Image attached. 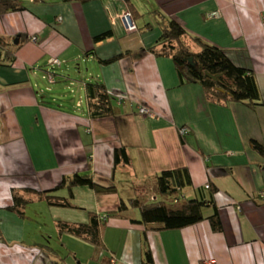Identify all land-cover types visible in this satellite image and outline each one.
Wrapping results in <instances>:
<instances>
[{
    "label": "crops",
    "instance_id": "crops-1",
    "mask_svg": "<svg viewBox=\"0 0 264 264\" xmlns=\"http://www.w3.org/2000/svg\"><path fill=\"white\" fill-rule=\"evenodd\" d=\"M22 1L27 8L0 11V34L19 46L14 63L0 64V264H106L104 256L112 264H143L148 244L156 264H264V154L251 141L264 143V104L215 102L202 84L184 81L171 55L151 48L162 33V14L174 17L253 68L264 95V0H134V29L124 23L131 10L125 0ZM109 29L111 37L96 41ZM122 52L111 63L100 60ZM82 61L89 75L78 85L67 69L78 63L82 73ZM91 77L125 98L120 112L91 117L86 95L55 91L65 82L67 90L86 94L84 78ZM183 125L191 128L186 142ZM121 145L134 163L115 173ZM182 165L193 175L187 195L213 193L206 213L219 210L223 230L207 218L149 230L145 240V224L111 216L102 257L92 241L61 231V220L88 222L90 211L107 214L127 193L151 197L157 173ZM76 171L94 172L121 189H92L88 206L78 202L77 186L79 206L35 199L23 213L10 207L15 188H54ZM126 172L135 178L134 191L125 186ZM58 192L70 196L67 188Z\"/></svg>",
    "mask_w": 264,
    "mask_h": 264
},
{
    "label": "trees",
    "instance_id": "trees-1",
    "mask_svg": "<svg viewBox=\"0 0 264 264\" xmlns=\"http://www.w3.org/2000/svg\"><path fill=\"white\" fill-rule=\"evenodd\" d=\"M88 1V0H81ZM130 7V12L135 18L136 5L134 0H125ZM27 5L22 0H0V11L22 10ZM162 33L157 42L151 48L158 54L171 55L183 75L186 82H198L204 86L207 97L215 102L227 104L231 102H243L250 105L264 104V95L258 79L257 72L248 66L236 63L229 55L226 48L204 40L202 37L190 32L181 22L171 16L162 14ZM134 29V28H133ZM113 30L109 29L97 36L96 41L111 37ZM198 44V45H196ZM12 45V46H11ZM0 64H12L17 58L19 46L8 41L0 34ZM94 48L86 53H94ZM122 53L107 58H100L103 64L111 63L122 56ZM194 56L199 66L191 63ZM208 72L219 75L218 78L210 76ZM88 112L91 117H102L117 114L125 103L124 97L112 93L103 79L84 78ZM187 127V131L182 128ZM191 132L187 125L181 127L183 141ZM252 144L264 154V143L252 139ZM115 168L120 165L133 164V156L128 147L121 145L115 149ZM125 186L134 191L135 178L129 172L124 175ZM79 185H89L98 190L121 189L118 185L109 184L95 176L94 172L76 171L63 176L61 182L54 188H15L12 209L23 213L29 202L35 199H44L51 205L79 206L74 200L75 188ZM124 186V185H123ZM194 186L193 175L188 165L164 168L156 175V196L148 199L137 194L125 195L121 204L111 209L107 214L90 211L88 222L75 223L72 221L59 222L62 232L68 231L92 241L96 249L106 247L103 228L107 224V218L111 216H127L134 223L145 224L143 230L145 240L147 233L152 229L182 228L195 224L201 220L209 219L215 231L224 229V222L219 210L207 214L206 207L215 202L213 193L208 197L202 195H187V191ZM67 188L70 196L61 195L58 191ZM160 192V193H159ZM139 207L141 214L135 213ZM98 257V256H96ZM106 264H112V257L101 258ZM143 264H156L152 247L148 244L144 249Z\"/></svg>",
    "mask_w": 264,
    "mask_h": 264
},
{
    "label": "rangeland",
    "instance_id": "rangeland-1",
    "mask_svg": "<svg viewBox=\"0 0 264 264\" xmlns=\"http://www.w3.org/2000/svg\"><path fill=\"white\" fill-rule=\"evenodd\" d=\"M126 25V24H125ZM15 40H16V38H15ZM85 61V60H84ZM74 65V67L72 68V67H68V69H67V73L69 74V75H72V77H74L75 79V81L76 82H74V83H77L78 85H82L81 84V82H78V80H80V78L81 77H83V75L85 74V76H88L89 75V70L88 69H86L84 66H85V63L82 61V67H83V71H82V73L81 72H77L78 70H79V64L78 63H74L73 64ZM44 82H46V80H44ZM51 84H53V83H51ZM66 83L65 82H60V85H58L57 87H56V89H55V91H57L58 92V94H65V92L69 95V96H71V98H73V96L75 95V94H77L78 95V98H80L79 97V94H84V96L86 95L85 94V92L84 91H82V90H79L78 91V93H75V92H73V91H71V89H72V86H71V89H68L67 90V85H65ZM73 87H75V86H73ZM68 88H70V87H68ZM58 90H60V92L58 91ZM56 93H53V92H49V95H50V97H54V95H55ZM58 96H60V95H58ZM77 98V99H78ZM77 99L75 100V102H77ZM61 100H62V98H61ZM84 101H85V107L87 106V99H86V97L84 98ZM70 103H72L73 102V100L71 99L70 101H69ZM78 187H81L80 188V191H79V193H78V196H79V200H78V202L80 203V204H82V206H88V204H89V202L90 203H92V200L94 199V195H93V193H89V191H91L92 189H94V188H92V187H90V186H78ZM83 187H85V188H83ZM82 189V190H81ZM154 193L155 192H153L152 193V195H151V197H149L148 199H151V198H154ZM160 193V192H159ZM128 195H129V193H127L126 194V196L128 197ZM189 196H192V194H189ZM121 203H119L118 204V206L120 205ZM91 207V206H90ZM137 215H140V211H137ZM96 252H97V256H104V254L106 253V250H104V249H102V250H97L96 249Z\"/></svg>",
    "mask_w": 264,
    "mask_h": 264
},
{
    "label": "built area",
    "instance_id": "built-area-1",
    "mask_svg": "<svg viewBox=\"0 0 264 264\" xmlns=\"http://www.w3.org/2000/svg\"><path fill=\"white\" fill-rule=\"evenodd\" d=\"M124 23H125L126 26L129 27V28H135V27H136L135 23L132 22V19L130 18V16H129L128 14H126V15L124 16ZM32 37H33L34 40L37 39V35H36V34H33ZM52 61H54V62H60V60H59L58 57H56V58H52ZM142 110H146V108H142ZM182 130H183V131H187L188 128H187V127H183ZM211 262H214V260L212 259Z\"/></svg>",
    "mask_w": 264,
    "mask_h": 264
},
{
    "label": "water",
    "instance_id": "water-1",
    "mask_svg": "<svg viewBox=\"0 0 264 264\" xmlns=\"http://www.w3.org/2000/svg\"><path fill=\"white\" fill-rule=\"evenodd\" d=\"M127 14H128V15L130 16V18L132 19V22L135 23L134 18H133V16H132L131 12L129 11V12H127ZM19 40H20V39H19V37H18V38H17V41H19ZM190 61H191V63L194 64L197 68L203 70V68L200 67L199 64H198V62L195 60V57H194V56H192V57L190 58ZM208 74H209L210 76L215 77V78H218V76H219V75H217V74H212V73H210V72H208Z\"/></svg>",
    "mask_w": 264,
    "mask_h": 264
}]
</instances>
